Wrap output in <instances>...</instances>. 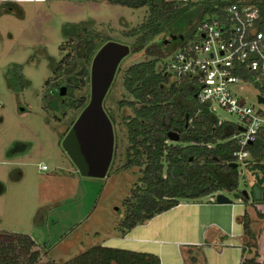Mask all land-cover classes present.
Listing matches in <instances>:
<instances>
[{
    "label": "rangeland",
    "instance_id": "1",
    "mask_svg": "<svg viewBox=\"0 0 264 264\" xmlns=\"http://www.w3.org/2000/svg\"><path fill=\"white\" fill-rule=\"evenodd\" d=\"M145 15L144 5L129 7L108 0L0 2V231L30 234L34 240L31 248L39 251L35 264H60L92 244L135 246L131 240L121 239L118 228L123 197L137 181L141 167L126 163L129 149L125 119L132 111L123 103L131 96L124 88L122 77L129 64L149 56L142 50H128L117 63L102 98L112 120V155L105 173L94 176L82 173L62 145L65 133L89 98L93 54L89 60L73 56L78 34L70 37L61 34L71 24L76 25L79 33L90 35L96 46L94 51L107 40L128 45L131 37L127 32ZM181 43L177 38L165 43L166 57ZM61 55L64 64L53 71V64ZM14 65H18V70ZM82 74L85 76L81 80ZM168 83H162L161 88L165 89ZM59 85L65 86L63 94L57 92ZM197 86L191 82L182 87L184 94L175 93L169 99L177 108L178 121L184 116L182 109L195 105L192 94ZM238 93L246 103L264 111V102L256 101L259 93L256 86L241 83ZM213 113L223 119L237 120L234 114L220 107ZM189 121L187 118L186 122ZM167 141L176 142L169 138ZM40 163L46 168H40ZM237 171V188L244 189L248 197L253 174L242 163H238ZM225 194L236 210L246 207L255 234L254 248L243 242L246 237L241 231L244 255H252L256 250L254 259L264 262V216L257 213V210L264 213V201H248L246 206L231 193ZM212 213L192 215L201 218L195 240L202 242V246L181 245L179 254L173 240L181 237H175L173 232L171 236L160 237L165 249L161 255L163 264H181L180 257L185 264L219 263L213 256L220 246L217 243L220 236L215 224L209 223L213 220ZM231 223L235 227L233 233H239L242 228L235 218ZM228 237L221 242H238L237 236ZM236 251L240 252L239 247Z\"/></svg>",
    "mask_w": 264,
    "mask_h": 264
},
{
    "label": "trees",
    "instance_id": "2",
    "mask_svg": "<svg viewBox=\"0 0 264 264\" xmlns=\"http://www.w3.org/2000/svg\"><path fill=\"white\" fill-rule=\"evenodd\" d=\"M108 1L129 7H146L145 18L127 32L131 37L128 45L107 41L120 43L126 50L125 54L128 50H142L149 56L129 64L122 77L124 88L131 96L123 103L132 111L125 119L129 149L126 163L141 167L137 181L122 200L123 212L118 223L120 234L183 198L198 201L207 197L204 201H208L215 192L221 191L231 193L246 206L248 201H264L254 198L251 189L252 185L264 188V128H260L253 141L245 145L249 156L236 161L233 152L239 144L232 136L237 132L232 122L223 120L217 123L215 116L196 99L194 106L182 109L184 116L178 121L177 108L169 99L175 93L184 94L183 86L170 82L165 89L161 88V84L167 82L159 67L166 57L165 43L172 34L180 43L191 37L205 15L219 13L223 0ZM67 26L62 36L78 34L73 56L89 60L96 47L90 35L84 31L79 33L76 25ZM13 67L18 70V65ZM84 76L82 74L79 78L82 80ZM261 91L264 92V87ZM187 118L190 121L184 126ZM175 128L178 139L168 142L165 131ZM238 163L245 165L253 174L254 183L249 188L248 197L237 188ZM257 213L264 216L259 210ZM239 222L246 237L243 242L255 248V234L246 207ZM33 244L27 233L1 230L0 264H35L39 251L31 248ZM253 254H257L256 250L252 255L242 257L239 264H264L254 259ZM183 262L185 264L184 259ZM60 264H160V260L156 253L150 251L92 244Z\"/></svg>",
    "mask_w": 264,
    "mask_h": 264
},
{
    "label": "built area",
    "instance_id": "3",
    "mask_svg": "<svg viewBox=\"0 0 264 264\" xmlns=\"http://www.w3.org/2000/svg\"><path fill=\"white\" fill-rule=\"evenodd\" d=\"M160 70L173 84L196 82L194 97L210 113L220 107L237 117L232 121L214 115L217 123L226 120L236 126L235 160L247 158L245 145L264 128V111L246 103L238 89L251 83L264 96V0H223L219 13L205 15L192 36L165 57Z\"/></svg>",
    "mask_w": 264,
    "mask_h": 264
},
{
    "label": "water",
    "instance_id": "4",
    "mask_svg": "<svg viewBox=\"0 0 264 264\" xmlns=\"http://www.w3.org/2000/svg\"><path fill=\"white\" fill-rule=\"evenodd\" d=\"M171 37L174 38L175 35L172 34ZM125 52L120 43L108 41L97 49L89 69V98L62 139L64 149L82 173L103 175L109 165L113 148V131L101 100L117 63ZM64 90L65 86L59 85L57 92L63 94ZM257 101L264 102V96L257 94ZM165 134L171 140H176L178 137L177 131L173 129L166 130ZM247 143L251 141L247 140ZM251 189L254 198L264 199V188L252 185ZM242 192L247 195L244 189ZM214 200L229 202L230 198L223 192L217 191L214 193Z\"/></svg>",
    "mask_w": 264,
    "mask_h": 264
},
{
    "label": "crops",
    "instance_id": "5",
    "mask_svg": "<svg viewBox=\"0 0 264 264\" xmlns=\"http://www.w3.org/2000/svg\"><path fill=\"white\" fill-rule=\"evenodd\" d=\"M6 1L21 2L25 0H0V2ZM236 199L237 201H240L239 198ZM213 200L214 197L212 198V196H210L208 201L200 200L197 202H193L184 201L183 199H180L177 204L171 206L170 208L154 214L142 223H138L132 226L126 233L120 235L121 239L131 240V242L135 245L131 247L125 246L126 248L157 253L160 260V264H163L161 255L165 254V249L163 248L161 242L162 240L160 237L171 236L170 232L175 233V237H181L180 240H173L177 245L179 254L181 252V245H201L202 242H196L195 240L197 239V231L199 230V227L201 225V218L195 219L196 217L192 218V215L196 213H198L199 215L212 211L213 213L211 215L213 217V220H211L209 223L215 224V231L217 235L220 236V239L217 241L220 246L216 247V250L213 255L214 258L219 261L218 264H239L240 260L242 259V256H246L244 255L245 249L242 245V240L240 237L242 229L239 233L237 232L236 234H234L233 229L235 227L232 225L231 219L235 218L241 228L239 217L243 210H236L234 208V205L231 203V199L229 201L230 203H212L211 201ZM166 212L170 213L167 214ZM182 215L186 217L183 218ZM170 219L173 220L170 221ZM224 228H228L229 231L224 232ZM178 231L180 232V234L178 233ZM201 231L203 232V230ZM226 235L230 238L237 236L238 242L235 243V241L231 240L221 242V240H224V237ZM29 236L33 239L30 234ZM104 245L114 246L113 244ZM238 247L240 249V252H235ZM227 248H229L232 252H227ZM180 260L182 261L181 264H184L182 257H180Z\"/></svg>",
    "mask_w": 264,
    "mask_h": 264
},
{
    "label": "flooded vegetation",
    "instance_id": "6",
    "mask_svg": "<svg viewBox=\"0 0 264 264\" xmlns=\"http://www.w3.org/2000/svg\"><path fill=\"white\" fill-rule=\"evenodd\" d=\"M104 43V42H103ZM102 43V44H103ZM101 44V45H102ZM101 45H99V47L101 46ZM98 47V48H99ZM97 50H95L94 51V53H93V55H92V57H91V60H92V58H93V56H94V54H95V52H96ZM91 60H90V62H91ZM64 63H63V55H61L58 59H57V61H55L54 62V64H53V66H54V68H53V71H56L58 68L60 69V67L63 65ZM90 67V66H89ZM58 69V70H59ZM115 70H116V68H115ZM115 72V71H114ZM113 75H114V73H113ZM112 78H113V76H112ZM65 80H67V79H65ZM111 81H112V79H111ZM110 81V82H111ZM110 84V83H109ZM184 83L183 82H180V83H178V84H176V85H183ZM109 86V85H108ZM183 86H185V85H183ZM108 88V87H107ZM58 89V88H57ZM107 90V89H106ZM106 92V91H105ZM104 95H105V93H104ZM103 95V96H104ZM193 95V94H192ZM103 98V97H102ZM101 103H102V107H103V109H104V111H105V113H106V115L108 116V118H109V120H110V122H111V124H112V120H111V117H110V113H108V111H107V108H105L104 106H103V102H102V100H101ZM187 120V119H186ZM186 120L184 121V123H183V125L184 126H187V122H186Z\"/></svg>",
    "mask_w": 264,
    "mask_h": 264
}]
</instances>
